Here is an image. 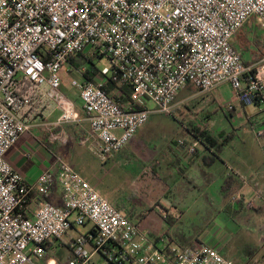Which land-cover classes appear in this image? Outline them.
Masks as SVG:
<instances>
[{"label": "built area", "instance_id": "2783aa9c", "mask_svg": "<svg viewBox=\"0 0 264 264\" xmlns=\"http://www.w3.org/2000/svg\"><path fill=\"white\" fill-rule=\"evenodd\" d=\"M254 17L264 20V0H0V264H91L94 256L107 264H238L209 244L154 238L62 159L28 184L7 153L35 126L56 141L64 139L57 128L80 122L61 89L62 71L81 53L111 64L95 80L73 83L103 163L151 115L171 114L189 84L207 93L229 83L241 104L255 106L264 153V57L247 65L233 42ZM109 81L129 87L130 99L111 97ZM52 106L60 111L55 122L46 119ZM55 183L61 206L48 201ZM87 224L88 233L67 245L68 258L51 254L49 243Z\"/></svg>", "mask_w": 264, "mask_h": 264}, {"label": "rangeland", "instance_id": "374dc122", "mask_svg": "<svg viewBox=\"0 0 264 264\" xmlns=\"http://www.w3.org/2000/svg\"><path fill=\"white\" fill-rule=\"evenodd\" d=\"M263 23L264 20L258 17L252 18L242 34L238 36L237 43L235 40L233 41L235 48L239 47L240 51L238 49L237 51L245 62H251L252 58L264 57ZM242 40L246 47L240 45ZM78 64L99 71L111 65L107 58L101 60L95 58L87 62L80 58ZM75 77L79 78L78 73L75 76L74 74H65L63 85L70 87L69 84ZM182 100L185 101L182 102ZM175 104V109L171 114L151 115L142 130L130 141L128 148L113 155L116 156L117 167H114L113 164L106 165L97 157L92 156L94 161L88 168L85 178L101 195L119 198L139 211L145 210L148 197L155 194V189L151 185L154 183L147 179L154 174L160 176V170L149 165L147 160L161 161L163 157L166 159L172 154L173 159H182L183 157L178 151H182L186 145L193 142L202 144L198 139L202 131H208L216 137L220 134L223 137L226 136L229 153H236L244 148L250 150L251 144L258 145L261 142L248 122V118L256 116L257 108L253 105L241 104L229 83L222 84L207 93H202L194 85L189 84L180 91ZM148 108L154 109V104L149 102ZM56 118L57 116L54 119ZM192 133L197 136L193 138ZM94 139L83 146L85 150L89 151L90 148L96 146L97 142ZM156 146L157 149H155ZM170 147L177 149V152L171 154ZM226 200L228 208L223 213L214 211L219 208L216 205L211 208L214 210L207 208L202 212L200 203H206V199H197L198 202L194 200L187 219L175 229H170L171 227L164 224L162 227H156L157 232L163 233L170 230L172 234L179 235L184 241L195 244H208L211 238H219L228 242L225 254H222L227 258L229 256L238 264L246 263L243 262L245 257L242 254L252 247L250 251L254 254L260 251L258 259L263 263L264 248L256 243L264 225L263 217L256 215L253 210L247 212L251 216L253 215L247 221L243 220L244 216H242L243 218L234 217L227 211L237 210V200L240 198L235 195ZM251 200L252 197L247 202H252ZM210 202L216 203V200L212 199ZM255 205L252 207L255 208ZM160 210V208L157 209L158 212ZM91 227L92 224H87L70 230L61 241L55 242V249L51 254L60 261L68 258L70 252L67 245L71 243V239L86 235ZM61 244H63L62 247H60ZM91 264L107 263L100 256H94Z\"/></svg>", "mask_w": 264, "mask_h": 264}, {"label": "crops", "instance_id": "0c3cea01", "mask_svg": "<svg viewBox=\"0 0 264 264\" xmlns=\"http://www.w3.org/2000/svg\"><path fill=\"white\" fill-rule=\"evenodd\" d=\"M247 24L235 36L234 40L236 43L238 36L242 34ZM240 45L246 47L243 40L240 42ZM237 49L240 51L239 47ZM78 59L80 58H75L73 62H69L67 67L62 71V79H64L65 74H74L75 76L77 73L79 78H73L69 84L70 87L62 85L61 91L74 102L80 114V122L64 128H57L55 133L61 135L63 131L64 139L56 141H52L51 135L46 129L35 126L29 132L23 134L17 144L7 153L9 163L15 171L24 177L28 184H36L43 173L56 167L58 159L67 162L84 178L86 177L88 168L94 161L92 156L100 160L97 152L98 141L92 135L90 124L82 109L80 89L73 84L75 81L81 84L86 80H90L85 78L84 74L86 70H91V72L95 70L93 68L92 70L91 68L82 67L78 64ZM260 59L252 58L251 62H246L253 64L254 61ZM67 72L70 73L67 74ZM96 73L99 76V70L96 69ZM106 86L109 89L111 87L108 84ZM110 92V96L124 103L122 101L123 96L119 97L122 91L115 88L110 90ZM184 101L182 100V102ZM59 115V109L52 106L46 112V119L49 122H55ZM56 116L57 118L54 119ZM257 121H260V118L257 116L248 118L252 129L254 128L253 124ZM141 130L142 128L137 134ZM192 135L195 138L194 133ZM91 139L96 140L97 144L94 148H90L87 151L83 146L90 142ZM129 145L130 142L124 149L126 150ZM157 146L155 149H157ZM228 150L229 144L227 143L221 148L219 155L216 156L205 144L193 142L186 145L182 151H178L183 157L180 160L172 158V153L177 152V149L175 150L171 147L169 148V152L172 155L168 156V158L165 159L163 157L161 161L148 159L147 163L149 165L157 167L160 170V176L154 174L151 178L147 179L154 183L151 185L155 189V194L152 197H148V204L145 210L139 211L119 198L102 196L118 210L122 211L140 229L150 231L154 238L160 237L163 233H168L173 242L181 247H189L195 243L184 241L179 235L172 234L170 230L163 233L157 232L156 227H162L164 224L171 227L170 229H175L187 219L188 212L191 210L194 200L197 201V199H206V203H200L202 212L204 209H211L216 205L219 208L211 210H214L216 213H223L228 208L226 199L236 195V197L240 198V200H237L238 209H233L232 212L227 211L228 213L234 217L244 216V218L242 217L243 220L247 221L253 216L247 212L253 210L256 215L262 216L264 221V153L261 143H258V145L253 143L250 150L244 148L236 153H229ZM115 158L116 156H111L105 164H113L114 167H117ZM210 158L214 160H210ZM251 197V201L254 200L257 203L255 208L248 207L247 200ZM33 198L31 206L35 209L40 200L36 192L33 193ZM212 199L216 200V203H211L210 200ZM53 200L54 202L62 201L60 189L54 192ZM158 208L161 209L159 212L157 211ZM257 241L256 243L264 248V225L259 232ZM208 244L218 248L221 253L225 254L228 242L213 237ZM259 252L249 256L250 258H246L248 256L243 253L242 255L245 257L243 262H246L245 264H264V261L262 263L258 259L261 254ZM228 258L230 257L228 256Z\"/></svg>", "mask_w": 264, "mask_h": 264}, {"label": "trees", "instance_id": "16d2710c", "mask_svg": "<svg viewBox=\"0 0 264 264\" xmlns=\"http://www.w3.org/2000/svg\"><path fill=\"white\" fill-rule=\"evenodd\" d=\"M75 58H81L84 62H87V61H89V60H91L92 58H90L87 54H84V53H81L80 55H78V56H75V57H73V58H71V60H70V62H73V60L75 59ZM254 62H256V61H254ZM245 64H247L248 65V63L247 62H245ZM78 67V66H77ZM79 68V67H78ZM92 69V68H91ZM93 70V69H92ZM95 71L94 72H91V70H86V72H85V74H84V76H85V78H87V79H90V80H93V78H95L98 74L96 73V69H94ZM107 84L108 85H110L111 87H110V89L107 87V86H105V89H106V91L109 93V95H110V90H113V89H115V88H117L118 90H120V91H122V94H123V99H122V101H128L129 99H130V95H131V89L129 88V87H127V86H125V87H120V88H118L116 85H115V83H113L112 81H109V82H107ZM106 84V85H107ZM112 97V96H111ZM115 99V98H114ZM115 100H117V99H115ZM194 135H195V137L197 136L195 133H194ZM200 137V138H199ZM225 137L226 136H215V135H211L208 131H202V132H200V135L198 136V139H199V141L201 142V143H203V144H205V146L210 150V151H213V153H214V155H216V156H218L219 155V152H220V150H221V148H223V146L225 145V144H227L228 142H227V139H225ZM222 141H224V142H222ZM222 142V143H221ZM210 160H214V159H212V158H210ZM57 189H60L59 187H58V185L55 183L54 184V187H53V189H52V193H51V195H50V197H49V199H48V201L50 202V203H52L53 205H55V206H61L62 205V203H63V194H62V201H60V202H54V200H53V194H54V192L57 190ZM63 244H61L60 246H62ZM252 247H250V248H248V250L244 253L245 255H247V256H252V255H254V252H251L250 251V249H251ZM55 249V245H54V243H49V251L50 252H53V250Z\"/></svg>", "mask_w": 264, "mask_h": 264}]
</instances>
